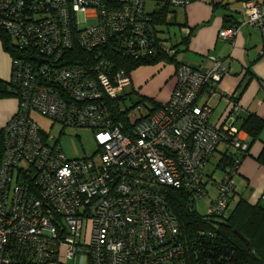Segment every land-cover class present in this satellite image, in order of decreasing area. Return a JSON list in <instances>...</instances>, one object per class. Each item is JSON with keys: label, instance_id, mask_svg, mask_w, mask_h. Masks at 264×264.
Here are the masks:
<instances>
[{"label": "built area", "instance_id": "built-area-1", "mask_svg": "<svg viewBox=\"0 0 264 264\" xmlns=\"http://www.w3.org/2000/svg\"><path fill=\"white\" fill-rule=\"evenodd\" d=\"M241 10L242 24L264 34V0H242ZM0 26L14 42L9 83L18 100L1 130L0 264H21L27 253L31 264H189L173 194L206 198L204 168L225 145L236 165L216 183L207 216L226 214L249 149L232 118L213 125L211 106L198 103L230 67L208 53L196 65L181 63L168 100L143 114L140 99L132 117L131 78L117 56L173 53L145 0H0ZM239 27H222L218 38L232 40ZM32 111L92 129L96 153L68 158Z\"/></svg>", "mask_w": 264, "mask_h": 264}, {"label": "crops", "instance_id": "crops-1", "mask_svg": "<svg viewBox=\"0 0 264 264\" xmlns=\"http://www.w3.org/2000/svg\"><path fill=\"white\" fill-rule=\"evenodd\" d=\"M241 1L191 0L185 7H176L170 5L168 0H145V11L154 18L159 40L177 51L176 59L181 63L196 65L208 53L221 58L230 67L231 72L218 83L217 91L210 94L207 89H203L198 103H208L211 106L208 121L213 125H224L232 118V124L241 131L240 136L250 143V137L241 127L251 114L264 119V34L256 27L242 24L244 14L241 12ZM164 7L166 12L162 16L163 20L157 22V13ZM169 17L178 24L182 34L174 43L161 36L163 32L160 29L167 24ZM232 24H240L234 38L230 41L219 39V30ZM186 29L189 30L188 33ZM176 59H158L154 66H139L131 71V90L143 97L153 95L159 100L158 104L165 103L176 82ZM10 63L11 58L0 49V65H3L0 77L6 81ZM160 71L162 72L154 80L152 89H149L146 86L147 79ZM17 109L16 96L0 98V131ZM262 147L264 129L240 161L239 178L244 177L248 185L241 192L236 184L237 194L232 197V206L240 197H244L250 204L259 203L264 206V165L256 161ZM218 149L214 155L218 154L219 159L222 154L231 152L225 151V145H220ZM205 178L204 174V183ZM82 263L83 258L79 261V264ZM67 264L72 262L68 261Z\"/></svg>", "mask_w": 264, "mask_h": 264}, {"label": "trees", "instance_id": "trees-1", "mask_svg": "<svg viewBox=\"0 0 264 264\" xmlns=\"http://www.w3.org/2000/svg\"><path fill=\"white\" fill-rule=\"evenodd\" d=\"M165 12L166 7L158 11L157 22L163 20L162 16L165 15ZM0 41L3 48L10 56H13L12 40L1 26ZM107 53L109 55V52ZM176 54L177 51L173 54L159 53L160 56L156 59L173 61L176 59ZM111 57L113 56L111 55ZM117 57L119 60L118 66L123 68L129 75L131 71L139 66L155 64L156 62L155 58L139 61L124 55ZM176 61L178 67L181 62L178 59ZM13 95L16 94L9 81L7 83L0 80V98ZM159 106L160 104L157 103L153 107L157 109ZM241 128L250 137V147L259 139L261 130L264 129V119L251 114L244 121ZM2 150L3 137L0 131V161ZM233 160L232 155L225 153L220 160L222 162L220 164L229 165L233 163ZM256 161L264 165V147H262ZM215 195L210 198L208 205L212 203ZM186 197L181 193H174L170 203L187 245L189 264H264V206L259 203L250 204L244 197H240L232 206V198H230V209L226 214L209 217L207 213L206 215H200L192 209V203ZM206 198L208 197L206 196ZM28 256L29 253L22 254L19 263L31 264Z\"/></svg>", "mask_w": 264, "mask_h": 264}, {"label": "rangeland", "instance_id": "rangeland-1", "mask_svg": "<svg viewBox=\"0 0 264 264\" xmlns=\"http://www.w3.org/2000/svg\"><path fill=\"white\" fill-rule=\"evenodd\" d=\"M155 23V22H154ZM161 36L166 39H171V42H175L176 40H179L181 37V31L178 27V24L173 21L171 17L168 18L167 24L163 25L161 27ZM12 44H14L13 41H11ZM0 49L7 55L8 58H10V54L3 48L2 43L0 41ZM171 52H175L173 48H171ZM173 53H166V54H173ZM160 55L158 54L156 58H158ZM158 60V59H156ZM2 64V60H1ZM156 64V63H155ZM145 66V65H143ZM147 66H154L153 64H149ZM135 70V69H134ZM3 71V65H0V73ZM10 72H11V63L9 65V75L8 80L1 79V81L7 82L10 79ZM160 71L158 74L151 75L146 82V86L149 89H152L154 80L157 78V76L161 73ZM221 81V80H220ZM10 84V83H9ZM11 85V84H10ZM13 87V86H12ZM14 91L15 88L13 87ZM207 89V88H204ZM129 96L125 101L126 108H129V114L133 117V114L131 113L132 109H134L138 101L141 99V101L138 103L139 106H141V113L145 114L148 109H151V112H154L155 110L159 109L160 106L157 109H154V105L158 103V99L154 97L153 95H144L140 96L135 93V91H132L129 87L126 91ZM202 92V91H201ZM209 93V92H208ZM16 94V91H15ZM213 94V93H210ZM16 96V95H15ZM15 96H9V97H15ZM17 98V97H16ZM211 114V113H210ZM31 118L36 122L38 127L44 131L46 134L53 135L54 137L59 139V143L63 149V152L68 158H81L84 156H93L97 151V146L95 144L94 138H93V132L90 128L85 127H74V126H62L60 123H54L50 118L41 115L40 113L36 111L31 112ZM241 137V136H240ZM242 138V137H241ZM243 139V138H242ZM244 140V139H243ZM247 146L249 147V142L246 141ZM219 150V149H218ZM226 152H230L226 151ZM233 152V154H231ZM230 153H227L228 155H232L234 157L233 163L226 165V164H220L222 163L220 160L223 157L222 154L221 158L219 159V155H214L209 163L204 168V174L206 176V194L208 198H202L195 202L190 201L192 203V209H194L197 213L200 215H206L207 213V206L209 203L210 198H212L217 191L216 183L220 181V178L223 174L229 170V168L234 169L235 167V152L231 151ZM237 152V151H236ZM216 153V152H215ZM248 153V151H247ZM247 155V154H246ZM244 155L243 158L246 156ZM220 164V165H219ZM240 165V163H239ZM239 165L237 167V171L234 175V181L236 184H238L239 189L242 191L245 190L247 184V180L244 177L239 178Z\"/></svg>", "mask_w": 264, "mask_h": 264}, {"label": "water", "instance_id": "water-1", "mask_svg": "<svg viewBox=\"0 0 264 264\" xmlns=\"http://www.w3.org/2000/svg\"><path fill=\"white\" fill-rule=\"evenodd\" d=\"M240 236L243 238V236L240 234ZM248 243V242H247Z\"/></svg>", "mask_w": 264, "mask_h": 264}]
</instances>
